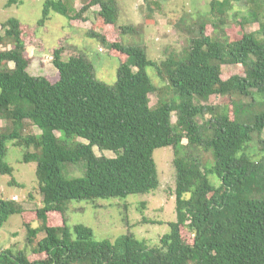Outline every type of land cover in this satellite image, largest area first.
Instances as JSON below:
<instances>
[{"label": "trees", "instance_id": "obj_1", "mask_svg": "<svg viewBox=\"0 0 264 264\" xmlns=\"http://www.w3.org/2000/svg\"><path fill=\"white\" fill-rule=\"evenodd\" d=\"M82 1L73 14L64 0H45L40 23L31 29L15 17L0 21V173L14 172L6 160L8 144L21 147L23 161L37 163L42 197L39 223L26 221V249L0 246V264H264V37L247 31V21L237 22L238 37H223L231 0H212L219 19L208 22L213 34L206 33L208 23L199 24L184 51L155 61L141 45L107 39L106 30L118 25L116 0ZM251 2L264 8V0ZM97 5L100 31L93 27L90 33L119 59L116 85L101 82L94 65L66 39L53 50L59 80L31 75L27 41L39 38L52 12L85 19ZM133 28L119 27L121 37ZM231 65L243 70L225 78L223 67ZM149 67L173 93L154 107L150 94L159 85ZM214 95L227 101L201 103ZM32 125L40 132L30 131ZM167 146L174 150L177 216L160 245L150 247L132 233L114 243L98 240L91 227L69 222L72 201L155 192L160 178L154 151ZM96 147L115 155H98ZM81 161L83 176H64V164ZM26 212L21 202L0 197V230L12 215ZM55 212L62 224L51 223ZM39 233L44 236L36 241ZM30 246L45 256L31 259Z\"/></svg>", "mask_w": 264, "mask_h": 264}, {"label": "rangeland", "instance_id": "obj_2", "mask_svg": "<svg viewBox=\"0 0 264 264\" xmlns=\"http://www.w3.org/2000/svg\"><path fill=\"white\" fill-rule=\"evenodd\" d=\"M9 0H0V21L17 18L23 27L29 29L39 25L42 18L45 0H18L15 4L7 5ZM70 12L81 9L82 0H64ZM119 9L118 25L106 30L109 41H123L124 44L141 45L147 49L149 57L155 61L164 59L171 51L182 52L187 46L189 37L197 31L199 24L219 22L211 9L212 0H116ZM218 5L224 0H216ZM227 6V5H226ZM100 6H94L84 13L85 19L69 18L63 14L52 12L46 25L39 27V38L27 41V54L32 59L28 72L33 76H46L56 82L60 78L58 69L53 63V50L63 39L70 48L83 53L94 65L96 77L109 86H115L118 79L120 61L109 53V48L98 37L92 36L95 24V12ZM228 10V7L224 9ZM221 34L233 40L241 33L238 21H247L246 30L255 31L264 37V8L252 3L251 0H231V9ZM237 15V16H235ZM256 15V17H255ZM247 20H244V18ZM245 18V19H246ZM121 26L134 27L121 37ZM99 29V30H97ZM234 29V30H233ZM221 30V29H220ZM102 32V31H101ZM206 33L213 34L211 23L206 26ZM103 34V33H101ZM3 48L0 46V49ZM13 65V64H12ZM241 65L223 67L225 78L232 73H241ZM153 82L159 85L156 93L150 94V105L156 106L160 98L173 97L167 81L160 82L153 67L147 69ZM1 90V89H0ZM227 101L219 95L212 96L203 104L219 105ZM198 102V101H197ZM231 105V116L233 117ZM210 116L200 119L204 123ZM172 121H177L176 113ZM4 122H2L3 124ZM30 131L39 133L34 125ZM60 135V132H56ZM264 136V133H263ZM78 140L87 142L84 138ZM186 142V140H185ZM98 155L114 156L110 151H100ZM207 154L203 152L205 157ZM157 163L160 185L158 189L147 195L132 194L127 198L100 199L94 202L75 200L70 203L69 222L82 223L91 227L98 240L114 243L121 235L132 233L144 240L150 247L160 245L162 236L169 232V222L176 220V201L174 189L176 185V170L174 167V150L171 146L157 148L154 151ZM7 162L14 168L13 175L0 173V197L21 202L27 212L23 215H12L0 230V246L2 249L14 247L15 250L27 247V223H39L36 209L42 205V197L38 191L36 178V162L23 161V149L8 144ZM85 162L64 164L62 172L65 177L83 176ZM14 179V181H13ZM211 181H216L210 176ZM12 181V182H11ZM11 182V183H10ZM145 202V206H142ZM51 223H63L59 212L51 214ZM44 236L39 233L36 241ZM28 256L43 258L44 254H35L31 250Z\"/></svg>", "mask_w": 264, "mask_h": 264}]
</instances>
